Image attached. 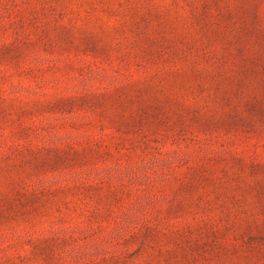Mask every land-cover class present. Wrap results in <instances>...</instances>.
<instances>
[{
  "label": "rangeland",
  "instance_id": "rangeland-1",
  "mask_svg": "<svg viewBox=\"0 0 264 264\" xmlns=\"http://www.w3.org/2000/svg\"><path fill=\"white\" fill-rule=\"evenodd\" d=\"M0 264H264V0H0Z\"/></svg>",
  "mask_w": 264,
  "mask_h": 264
}]
</instances>
